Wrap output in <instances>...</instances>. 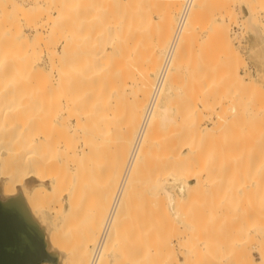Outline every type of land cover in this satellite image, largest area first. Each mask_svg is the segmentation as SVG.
Returning a JSON list of instances; mask_svg holds the SVG:
<instances>
[{
    "label": "bare ground",
    "instance_id": "1",
    "mask_svg": "<svg viewBox=\"0 0 264 264\" xmlns=\"http://www.w3.org/2000/svg\"><path fill=\"white\" fill-rule=\"evenodd\" d=\"M0 1H1L0 7H4L6 9L3 3L4 0L3 1L0 0ZM6 1L8 4H10L11 10L14 9V11L17 14L19 11V14L20 12H23V13L26 12V13H29L30 15V12H32V8L35 10L37 8L39 9L42 6L41 5L42 0H33L32 4L28 5L29 8L26 7L27 5L24 6L22 2H19L21 0L19 1L18 0H6ZM62 1L64 3H62ZM62 1L61 3H59L56 0V3H59V5L57 6L53 5V9H51V11H49L50 8L49 10L47 9L48 11L47 10L45 11L46 13H43L42 11V14H46L45 16L46 20H44L45 22L43 23H46L49 25V30H48L49 38L54 33L55 31L54 29L57 28L56 32L58 31V29L60 30L57 32L59 33L58 34L59 37L58 35H56L57 34L56 32H55L56 34L54 33L56 35L54 37H58L57 38L59 39L58 41L62 42L61 48L59 50L54 49L55 47L50 50L49 49L46 50V55L48 56L49 54L48 56L49 58L47 61L48 66L46 65L47 66L46 70L43 68L39 70L37 68V70H35L36 72L34 71L31 73V71H33L31 70L32 69L30 65L31 63L30 64L29 62L23 63V65H21L23 66V68H24V65L27 64L25 66L26 67L25 71L27 70V68H29L27 67L28 64L31 67V69L29 68L30 69L29 72L24 73L26 76V79H25L24 74L20 73L19 68H18V65H20L23 62V61H20L21 63H19V60H18L19 57L22 56V54H20V56H17V54H14V55L10 54L14 52L13 50L9 53H6L8 52L6 51L7 49H4L3 53H1L2 50H0V264H88L91 254L93 252V249L98 243L100 231L104 223V220L107 217V214L110 211V208L112 206V201H113L116 189L118 187L121 174L125 166L126 159H127L132 141L138 130L139 123L141 121V117L144 111V107H145L146 101L151 91V87L153 83L152 76L155 77L158 71L162 54L172 34V31H173L172 29L174 28V23H175L172 15L174 14V12H176L177 6L180 0H172V1L167 0L166 2L169 1L167 5L164 2H162L164 5H166V8H165L166 10L164 11L163 9L162 10L163 12L161 11L162 12L161 17L163 16L162 18H159V16H157L159 19H157L158 21H156V23L158 24L154 22L155 23L154 25H156V27L154 26L155 33L151 32V30L153 31V29L151 28L153 27V23H151L152 20L150 19L152 18L151 13L153 12L151 9L155 7L154 4H150L151 3L150 1H152L153 3V1L155 0H72L73 3L71 0L70 1L62 0ZM207 1L208 0H195L194 1L193 7L189 14V18L186 22L185 28L180 37L171 68L166 77L162 93L146 125L137 154L133 160V163L129 170V174L125 179V184L121 189V193L119 194L118 201L114 207V210L111 216L110 227L108 229L106 237L104 238L101 244L96 264H110L109 263L110 257L113 258V256H115L117 251L120 252V254L123 252L126 253L125 252L126 243H124L123 240L126 241L128 239L127 235L128 236L130 235L129 238H132L131 233L133 232V230H135L137 226V221L143 220L142 216L144 217L145 215L146 219L147 217H151L144 213V210H145L144 206L146 205L147 207L148 205H150L149 204L150 201L152 203L153 201L156 203V205L154 206L151 204L152 206L150 205L149 207L153 209L151 208L150 209L154 210L155 214H158V216H160L161 219H162V216L166 218L168 217L167 206H169L170 208V206H173V204L175 203L174 205L177 207L175 201H177L178 203V201L181 198H179L178 200V197L176 196L177 199L174 200L176 197L173 198V195H171L170 191L166 187L167 185H170L171 189H176L178 192L177 195L180 197H183L185 192L189 194V190H191L190 188H193L192 181H195L196 183L200 182V176H199L200 174L198 175V173L200 172L197 171L196 173L193 171L192 172L193 174L192 173L190 174V171H189L190 169L189 170L187 169L185 171V169L183 170L180 167V165L184 167V164L186 163L187 159L183 158L184 160H182L181 159L182 157L179 156L178 152H177L178 155H176V157L172 159L176 160L175 158L180 157L179 159L182 160V162L181 161L179 162L181 164L177 160H176L177 162L170 161L169 157H167V155L164 153L169 148L172 149L171 144L168 145V142H167L169 140L171 141V137H168L170 135H167L168 139L169 138L170 139L167 141L165 140V142L167 143L166 148H168L166 149L165 144L164 146H161L159 144L161 143V141L159 140L158 136L159 137H163V136L162 135L160 136V134L158 133H160L159 130L163 129L164 127L166 126L169 127L168 125H170L171 123L176 125V129H175L176 133L175 134L173 133L175 132L173 129L175 128V125L174 126L171 125L172 127H170L169 130L166 128V130L170 131L172 128L173 129L172 133L174 134V136H176L177 134H181L183 136V134H185L186 132L187 123L185 122V117L188 115H189L188 117H190V114H192V112H189V113L186 112L188 115L187 114L185 115V112L184 111L182 112L181 109H177L181 112L179 111L176 112L175 110L176 105L173 103L174 101H171L172 92H174L173 83H175L174 80L176 81V79H178L176 76L177 72L183 66L187 48L191 40L195 37V34L197 33L196 28L199 25L204 24V22H206L207 19L208 20L210 19L208 15L211 14V12H209L208 14L207 10L208 11L211 10L212 4H210L211 6H209L210 1H208L209 2L208 6L210 8L206 7ZM232 1L233 0H231V2ZM56 3L54 2L52 4H56ZM65 3L66 5H63ZM155 3H158V0H156ZM60 4L63 6H61ZM5 5L7 4L5 3ZM227 5L225 3V6ZM261 5L262 6H260V10L262 9V7H264V3H262ZM163 7L165 6L162 5V8ZM248 7L250 8V6ZM205 8H208V9L205 10ZM220 8L218 5L216 9L219 11ZM29 9L31 10L29 11ZM157 9L158 8H156V10ZM40 10L42 9L40 8L38 12ZM224 10H227V9H224ZM4 11H1L2 14ZM35 11L31 13L33 14V16L34 15L37 16V13H35ZM158 11L160 12V9ZM205 11L208 15L205 13ZM214 12L215 11H213L212 13ZM16 13H14L13 15H15ZM42 14L41 16L43 17ZM13 15H12L13 18H11L10 20L11 25H14L11 22L15 19ZM255 15H254V18H255ZM31 16H29V18H32ZM210 16H212V14ZM25 17L28 18V16H25ZM1 18L2 17H0V23H1ZM43 18L41 19V21H43ZM204 18L206 21L204 20ZM220 18H223V17H220ZM37 19L39 20V18ZM38 20L36 22L34 21L35 23L32 22L33 25L35 24L34 31H35V28L36 29L38 28L37 30H39L40 28L41 29L43 28L44 24H42V22L39 23ZM36 23H39V24L36 25ZM214 23H215L214 25H210V26H213L211 27L213 30V31L211 30V35L213 34V38H216L221 41L230 42L228 39L227 29H225L224 27L221 28L219 27V25L218 27H216L217 26L216 24H219V23H216V21H214ZM11 25L10 27L12 28L13 26ZM261 26H264V25H261ZM10 30L11 29H9V31ZM209 30L207 32H209ZM148 31H150L151 33H148ZM39 33H40V37L37 36L35 38L36 35H34V39L37 40V38L39 37V39L41 38L42 40L41 30ZM152 33L154 34V36L151 35ZM4 34L5 32L1 33L0 31V38H2L0 39V43H3L2 45H4L3 40H5V42H6V38L9 40V37L5 36ZM149 34L151 35V37L148 36ZM15 35L17 36L18 34H15ZM10 37H12V35H10ZM153 37L154 39H150ZM53 38L51 37L50 39L53 40ZM11 39L12 38H10L9 40L10 43H11ZM147 40H150V41L152 40V41L151 43H149L150 41H147ZM14 41L16 42L15 39ZM21 41L19 42L21 43ZM34 42L32 43L34 44ZM50 42L51 41H49V43ZM142 44L144 45V48ZM50 46H52L51 43L49 47ZM47 51H48V54H47ZM136 52L139 53V55L137 53L138 56L136 54L133 55ZM15 55L17 58L15 57ZM142 58L144 61H142L141 62L142 64H141L140 61ZM137 60L138 61L140 60L139 65L141 66H138L136 64ZM134 65L138 67V68L136 67L137 68L136 71L133 69ZM30 73L32 74L34 78H32ZM26 74H29L30 76ZM28 76L30 77V79ZM129 83L130 84L132 83V85L134 84V87L136 86V88H134L135 94L133 92L134 89L132 88V86H129V89L130 87L133 89V90L130 89L132 90L133 93H129V94H134V97L131 95V97H133L134 100L133 98H130V97L129 98L131 100L128 99L129 94L126 92V88ZM24 85L26 86L22 87ZM124 90H125V94H123ZM126 93L128 94V96H125L127 95ZM116 94H118L119 96L124 95L123 97H126L124 100H127V99L129 100V101L127 100L125 103L123 100L124 104L132 102V100L133 102L131 104H126L127 105L126 107V105L120 103L121 102V98H120L118 99L120 105H117L118 104L117 97L115 96L116 99L113 98L114 95ZM201 95H204V93L203 94L201 93ZM174 98H175V95L172 99ZM113 102L114 104H112ZM112 105H115L116 108L117 106L121 107V105H123L122 108L126 107V110L122 113L121 111H118L120 110V108L118 107L117 108L118 110L114 109L115 111H113ZM218 105L219 104H217L216 106ZM115 106L113 107L115 108ZM142 107H143V111H142ZM176 107H179V106H176ZM201 109H204V108H201ZM117 113H120L119 116L117 115ZM195 113H197L196 118L202 117V114L200 111L199 112L196 111ZM198 113H200L201 115ZM197 115H199V117H197ZM250 115L254 117L253 119L250 118V120L252 119L250 122L252 124L256 122V125L253 124V126L254 125L256 126V132L259 131L260 133H264V124H262L264 123V118L260 119L259 117V115L261 114L259 115L250 114ZM203 116L205 117V115ZM188 119L193 120L194 118L193 119L188 118ZM195 125L198 127V123H196ZM196 126L195 128H197ZM257 128H259L258 131H257ZM207 130L209 131V129ZM259 132L258 134L262 136ZM161 133H165V130L163 129ZM167 133L169 132H166V134ZM172 133H171V136H172ZM109 139H111L112 141L110 140V142L106 145V147H104L105 144L103 143L104 142L107 143ZM180 139L178 138L179 141ZM199 139L200 140L198 143H201L202 140L201 138ZM162 140L164 142L163 138ZM186 140L187 138L185 137V142L187 143L188 141L191 140V137L190 139H188V141ZM157 141H160V142L157 143ZM174 141H176V139ZM174 141L172 140L171 142L174 144ZM179 141H177V143ZM111 142L113 143L115 142L114 146L112 145L113 143L111 144L113 149L109 146ZM156 144H158V147H156ZM159 145H160V150H163L165 148V152H162V155L160 157L161 159H158L160 162H158V160L155 159L156 158L155 156H157L158 154L160 155L161 153L154 155V153H157L156 151H158ZM196 145L198 148H200V144L199 145L196 144ZM109 147L112 150H109L110 149ZM173 147L175 148L172 150H176V149L178 150V147L176 148V146L174 145ZM197 147L195 146L193 150L196 151ZM103 149L105 151H103ZM171 149H169L170 151L168 150L170 154L172 153ZM203 149L205 148L202 147V150ZM106 150H109V152L107 153ZM168 151L166 153H168ZM101 152L103 155L100 154ZM105 153L111 156L112 159L111 158L105 159L103 157V156H106ZM163 154L166 155V157H162ZM173 154L175 153L173 152ZM193 154H197V152ZM185 156H188L189 158L188 154ZM98 158L99 159L101 158V160H103V164H106L107 166L106 169L108 171L110 170L111 174L108 171L107 173H109V176L113 175L112 176L113 179L112 178L110 179V177H106L108 175L107 173H105L106 176H104V181H102L103 179H101V177H100L101 181L97 177L95 178V176L93 178V175H94L93 171L101 169V165H100ZM103 158L106 161H104ZM153 159H155V161ZM152 160L153 162H156L157 160L156 163L157 164L159 163L161 165V166L156 165L155 163V165L157 166L156 168V166L152 164V166L154 165V168H155L154 170L155 173L153 176L155 177L156 170L158 171L160 170V171L159 172L157 171L159 173L156 176L157 178L153 179L155 181H153V185H151L154 188V189H151L152 192L150 191V188L152 187L146 188L152 193L151 196L149 197V194H148L144 198L143 195H146V193L145 191H144V194L141 193L142 190L144 189V187L141 184L146 181L145 182L146 185L144 184L143 185L150 186L148 184H151L150 182L152 178L150 177H152V174H150L151 171L149 170L150 173L147 174V176L149 177L150 175L149 177L151 179L150 180L147 178V176H144L143 173L147 172L148 171L147 169L151 167L147 165L148 164L151 165ZM184 161L185 163H183ZM105 162L107 163L110 162V163H108L107 165V163ZM170 163H173L174 165ZM158 166H159V169H158ZM170 166L172 170L173 168L175 170L176 167L178 166L176 170V172L177 171L178 172L176 173L175 171H172L170 169ZM185 168H188V167H185ZM202 168L203 167H201V169ZM145 169L147 171H145ZM179 170H181L180 173H179ZM187 171H189V173H187ZM144 177H146V179ZM141 178H142V182L140 184L139 182ZM143 179L145 181H143ZM93 180L95 181L97 180L101 182V183L98 182L100 183V186H101L100 191H98L99 184L95 181L93 182ZM148 180L150 181L148 182ZM94 183H97L98 185L97 184L95 185ZM92 185L98 186L97 187L98 189L96 188V190H94L95 188ZM85 186H91L90 190L92 189L95 193V197L96 196L97 197H96L94 205L89 210L87 215L83 213L85 214V216L83 215L85 218H83L82 219L83 221H82L81 218L79 219L77 218L80 217L79 214L82 215L81 212H87V211L86 209H84V211L83 209H80L81 207H79L80 205L78 206V204L81 203V198L83 196V195L81 196V193L83 192V190L84 191L87 190V189H83ZM140 186L141 188L143 187V189H141ZM136 192L141 193V194L137 193L138 196L141 195L139 196V200L137 199L136 195H134ZM65 197H66V200H64ZM140 197L142 198V201H140L141 200ZM146 197H149L150 200L149 199L143 200V199H146ZM188 198H189V195H188ZM188 198L185 199V201L180 200V202L182 201L186 203V200H189ZM133 200H138L139 202L138 201L135 202ZM64 201L67 205V209H65L64 207ZM144 201L145 202L147 201L148 205ZM131 202L134 203L133 206ZM130 203H131L132 208L136 210V212L135 211L133 212L130 206ZM165 203L167 204L166 207H165ZM136 205H139V207H137ZM135 206L136 208H134ZM200 206H199V210H200ZM217 206L218 208H220L221 205L218 204ZM138 208L139 209L143 208V210L140 209L142 210V212L138 210L141 213L139 212L137 215ZM150 209L148 208L149 211L146 209L147 213L150 212ZM201 209H203V207ZM129 210L132 212H128ZM214 210L215 212L213 211V207H212L211 211L213 212V214L214 213L216 214V215L214 214L215 215L214 216L212 213H210L213 216L212 219L216 218V216L220 214V211L222 209L220 211L218 210L219 214L216 213L217 209H214ZM154 211L151 212L152 214L151 213L149 214L155 217L154 220L155 219L157 220L158 216L154 215ZM176 212H178V210ZM188 212L190 211H187L186 215L188 214ZM222 213L223 212H221L220 215H223ZM139 215L141 216L142 220L137 219L136 221V218ZM153 217H151L152 220H153ZM128 218L131 220L129 221ZM208 218H209V215H208ZM127 219L129 223L126 222ZM148 219L147 220L144 219V221L149 222L150 224L152 221H149ZM168 219L169 218H167L166 220ZM217 219L216 220L210 219V221L216 222ZM132 220L135 221L136 223L134 224ZM191 222L193 223L195 221H191ZM215 222L213 223L211 222V224H214ZM219 222H221L220 219H219ZM130 223H133V224L130 225ZM140 223L141 222H139L138 224L139 228L141 227V225H143V223H141V225ZM170 223L172 224L173 222H170ZM151 224L152 225L149 226L151 228L146 227L147 229H145L143 225L139 229V231L142 232V235L143 236L145 235L144 237H141V238L144 239L146 236H148V234L152 232L151 230L159 229V228H152V226L156 227L157 225L153 224V222ZM208 224L211 225L210 222ZM209 225L207 226L210 227ZM124 226H126L127 229L128 227L129 229L131 228V230H128L130 231L129 234L128 232H126L127 229ZM164 226L165 225H163V227ZM187 227L189 228V226ZM142 228H144L145 230H142ZM210 228H212V226ZM190 229L191 231L194 230L195 232L199 233L198 231L194 229V227L192 228L190 227L189 230ZM208 229H205V230L209 234ZM147 230L151 232L148 233ZM189 230H186V232L188 231L190 234L191 231ZM199 231L201 233L202 230H199ZM136 232H133V233H136ZM157 232L155 231L154 233L157 234ZM203 232L205 233L204 230ZM215 232H217V229ZM138 233L133 234V237L134 235H136L137 240H140V241L132 240L131 244L129 243L130 247L133 246V243L136 244L135 241L140 242V245L143 242V239L141 238L138 239V237H140L139 236L140 233L139 234ZM154 233L152 232L151 234L154 235ZM204 235L206 234H203V236ZM124 236L127 239H125ZM155 236L156 235H154V237ZM194 236L195 235L193 234V237ZM203 236L201 235V237H198L200 238V241H195L194 239H197L196 237L192 238L193 239L192 241H194L193 244L197 242L195 245H193L194 247L193 251L198 250L199 247L202 246V245L199 246L197 244L198 242L201 243V238H203ZM211 236H215V235H211ZM148 238L146 237L144 240L147 241ZM150 240H151V236L149 238V242L144 241V243L146 242L145 245L148 248L145 247L144 249L143 247L144 243L142 244L143 249L142 248L141 249L143 253L147 251L146 249H149V246H150V249L152 247L153 248L156 247V249L154 248V250L155 251L157 250V246H156L157 242L156 244H154V246H152L153 239L151 240L152 241L151 243H150ZM215 241L217 240H214L213 243H215ZM260 241H262L261 244L264 243V240L260 239ZM217 243L216 244L210 243V244H212L215 247L217 246ZM129 245H127V247ZM196 245L197 247L199 246L198 249ZM205 245L208 246L209 244L204 243V246ZM189 246H191L190 243H189ZM207 246H205V251L208 249H211V252H208L209 250L207 251V253L211 254L213 250L212 248H210L211 247L210 245L209 247ZM123 247H125L124 248L125 250L122 252ZM130 247L128 251H130L131 249ZM133 247L131 249V254L135 253L132 255H135L134 257H136V253L139 250L136 251V249L134 248L135 249L134 250ZM139 247L140 246L138 245V249ZM159 247H162V246H159ZM167 247H168L167 250H170V247L169 246ZM217 248L218 246L215 247L214 250L216 249L218 253L220 251L222 253L223 252L225 253V250H222V249L226 247L223 246L222 248H218V249ZM227 249H226V252H228ZM132 250H134V252H132ZM143 250H146V251L144 252ZM157 251L156 253L154 251L153 253L151 252L153 255H151V253L147 251L146 254H144V256H143V253H141L142 255L140 256H139L140 253H137L138 254L137 256H139L138 259L142 260L144 263L146 261L144 258H147L149 253L153 257L155 256V254L158 253ZM203 254H204V251H203ZM213 254H212L214 256L213 258H215V253ZM223 254L220 253V256ZM150 255L148 256L149 258H150ZM125 256L126 255L122 257H125ZM141 256L143 258H140ZM131 257L132 256H130V258ZM208 257H207V260L210 259L211 261L213 259V258L211 259ZM169 258H171V261H173L172 257H169ZM220 258L218 259L216 258L218 262V263L216 262L217 264H219ZM135 259H137V257ZM228 259H230V262H231V256L229 257L228 255ZM261 260H262L261 262H264V253H262ZM118 261H120L121 263L122 260H118ZM148 261L150 260H147V264L149 263ZM208 261L206 262V264L209 263ZM214 261L216 260L212 261L213 264H216ZM155 262L156 261H154V263ZM137 263H139V261ZM117 264H119V262H117ZM139 264H142V262L140 261Z\"/></svg>",
    "mask_w": 264,
    "mask_h": 264
},
{
    "label": "rangeland",
    "instance_id": "2",
    "mask_svg": "<svg viewBox=\"0 0 264 264\" xmlns=\"http://www.w3.org/2000/svg\"><path fill=\"white\" fill-rule=\"evenodd\" d=\"M5 1L6 0H4L3 3H4V6L6 7V9L4 7H0V17H2L1 23H0V31H1V33L5 32L4 35L8 36L9 40H10V38H12V39H11V43L7 38H6V42H5V40H3L4 45L6 47L4 45H2L3 43H0V46H1L0 50H2L1 53H3L4 49H7L6 51H8V52H6V53H9L13 50L14 52L10 53V54H13V55L17 54V56H20V54H22V56H20L18 59L19 63H21L20 61H23L20 65H18L20 73L24 74L25 72L26 73L29 72L31 67H32L31 70H33V71H31V73L34 72L35 70H37V68L39 70H41L42 68L46 70L47 66H48L47 61L49 58L48 57L49 56L48 51L54 47H55L54 49L59 50L61 48L62 42H59L58 41L59 39H57L59 37V35H58L59 33H57V32L60 31L58 29V31L56 32L57 28H55L54 29L55 31L54 30L53 31H54V33L55 32L57 33V34L56 33L55 34L58 35V37H54L56 35L52 32L54 35L52 34L51 37L52 38L54 37V38H53V40L50 39L51 37L49 38V33H48L49 25L46 23H43V22H45L44 20H46V17H45L46 14H42V11H43V13H46L45 11L47 9L49 10V8H50L49 11H51V9H53V5H55V6L59 5V3H61L62 0L61 1L57 0V2H59V3H56V0H42V2H41L42 4L40 3L42 5L40 7L42 9V10H40L41 12L40 11L38 12V10L40 8L39 9L37 8L38 10L35 9L36 11L32 8V12H30V15H29V13H26V12L25 13L20 12V14H19V11L17 14L14 11V9L11 10L10 4H8L7 1L6 2ZM32 1L33 0H28V1L27 0H25V1L21 0L19 2H22V4L24 6L27 5L26 7H28V5L32 4ZM166 1L167 0H158V3H155L156 0L153 1V3H152V1H150L151 2L150 4H154V6H155L154 7L155 9L153 8L154 10L151 9L155 14L152 11H151L152 13L149 12V13H151V16H152V18H150V19L152 20L151 23H153V27H151L153 29V31L151 30V32H153V33H155L154 29H155L156 25H154V24L156 23V21H158L157 19L163 17V16L161 17V13L163 12L162 10L164 9V11H165L166 5L169 3V1H172V0H169L168 2H166ZM208 1H210V3ZM208 1H207L206 7H209V6H211L210 4H212L211 10H213L215 12L212 13L213 11H211V10L208 11L207 10L208 8H205V10H207L208 14H209V12H211L212 16L213 15L214 16L213 17L210 16L211 14L208 15L205 11V13L208 15V17L210 19L209 20L207 19V21H206L204 18V20L207 22V24H206V22L203 21L204 24H201L196 28L197 33L195 32L196 33L195 37L191 40V42L187 48V52L185 55L183 66L177 72L176 76L178 79H176V77H175L176 81L174 80V82L176 84L173 83V88H174L173 91L174 92H172L171 101H174L173 103L176 106L180 107L179 108V107L175 106L176 112L179 111L177 109H181L182 112L184 111L185 115L189 112H192V114H190V117H188L189 116L188 114H187L188 116L185 117V122L187 123L186 124V128H187L186 132H185V134H183V136L181 134H177L178 137H177V135L174 136V134L176 133V130H175L176 125L173 123L168 125L169 127L166 126L163 128L165 130V133H161V131H163V129L159 130L160 133H158V134H160V136L162 135L163 137L158 136L161 143H159L160 141H157V143H159L161 146H164V144H165V148H166L167 143L165 142V140L167 141L170 139V138L168 139V137H171V141L172 140L174 141L175 139H176V141H174V144H173L169 140V141H167L168 145L171 144L172 149L175 148V147H173V145H174V146H176V148L178 147V150L177 149L172 150L171 148H169V149H171V152H172L170 154L169 153L170 150L168 148H166L169 150V151L167 150L168 153H166L167 151L165 152V148L163 149V147H162V149L164 151L160 150V145H159V149H158V151H156L157 153H154V155L161 153L160 155L159 154L157 155L158 157L155 156L156 157L155 159H157V160L161 159L160 157L162 155V152H165L164 154H166L167 157H169L171 162L176 161V160L178 162L179 161L182 162V160H184V159L189 160V161L186 160V163H185V161L183 162V163H185L184 167H182V165H180V167L183 170L185 169V171L187 169L188 170L190 169L189 170L190 174L193 171L196 173H197V171L200 172V173H198V175L200 174L199 175L200 176V182L196 183L195 181H192L194 189L190 188L191 190H189V194L187 192H185L183 197L178 196L177 190L171 189L170 185L166 186L168 188V190L170 191L171 195H173V198L177 196L178 200H179V198H181L180 200L185 201V199H187L188 195H189V198H188L189 200H186V203L182 202V201H181L182 202L181 203L180 200L178 201V203H177V201H175L177 207L174 205L175 204L174 203L173 206H170V208H169V206H167V204L165 203V207L167 206V212H168L167 218H169L168 220H166L167 218L163 217V216H162V219H163L162 220L161 217L158 216V214H155L154 210H151L153 208H151L149 206L151 204L153 206L156 205V203L154 201H153V203L150 201L149 202L150 205H148L147 201L146 202L144 201L148 205L147 207L145 205L144 209L148 210V208L149 209L151 208L150 212L147 213V210H146V212L144 210V213L148 216L153 217L151 215L152 214L151 212L154 211V215L158 216L157 220L156 219L154 220L155 217H153V220L151 217H147V219L150 218L148 220L152 221L153 224L157 225V226L155 225L156 227L152 226V228H159L157 230L154 229L156 232L158 230H160V231H158L156 234V233H154L155 232L154 230L149 229L156 236L154 237V235L151 234L152 232L147 230L148 233L149 232H151V233H149V234L147 233L148 236H146V237L150 238V236H151V240L153 239L152 240L153 242L150 240V243L152 242V246H154V244H156V242L159 246H162V247H159L156 244L157 250H159V251H157V250L156 251L159 253V254L157 253L159 256L157 254H155V256L152 257L151 255H153L152 254L153 251L156 253V251L154 250V248L156 249V247L153 248L151 246L152 248L150 249V246H149V249H146V250L150 253L152 252L151 255L149 253L152 261L148 257L149 255L147 256V258H144L146 260L145 261L146 263L145 262L143 263L142 260L138 259L139 256L142 255L141 253H143L142 252V249H143L142 244L144 243V241H146V240H144L146 237L144 239L141 238V237H144L145 235L143 236L142 232H140L139 229L143 225H144L145 229H147L146 227L151 228L149 226L152 225L151 224L152 222L149 224V222L144 221V219L147 220L145 215H144V217L142 216L143 220L141 219V216L139 215V216H137V218L135 216L136 221H137V219H140L142 221H139V220L137 221V226L136 225L135 226L138 229L135 228V230L138 231L140 234L138 232H136L135 230H133V232H136V233H133V232L131 233L132 238H129L130 235L128 236L126 234L128 239L125 238V236H124V238L127 240L126 241L123 240V242L126 243L125 244L126 250L128 251V249L130 247L129 243L131 244L132 240H137L136 235H134V237H133V234L138 233L140 236V237L137 236L138 239L139 238L143 239V242L141 241L142 243L140 245V242H137L140 240H137V241H135L136 244L133 243V246H134V244H135V246L134 247L132 246V247H133V249L135 248L136 251L139 250L137 252V253H140L139 256H137L138 254L136 253L137 259H135L136 258V257H134L135 255H132L135 253L131 254L132 247H130L131 249L128 252L124 249L125 247H123V250H122V248H121V250H122V252L125 250L126 253L123 252V253H121L123 255H121L120 252L117 251L115 256H113V258L110 257V260H109L110 264H114V262H115V264H117V262H119V264H129V263L135 264V262H136V264H139L140 261L142 262V264H147V260H150V261H148L149 262L148 264H206V262L208 260H209L208 261L209 263H207V264H211V263L213 264V262H212L213 260H216V261H214L216 263L217 259L222 257V256L223 257L219 259V264H221V263L222 264H264V262H261L262 261L261 256H262V253H264V243L261 244L262 241H260V239L264 240V239H262V238H264V230H262V229H264V137H262V136H264V133H260L258 131L259 128H257V131L262 135V136H260L258 134V132H256V126H255L256 122L253 123V124H255L254 126L250 122L254 118L250 114H252V115L253 114L254 115L261 114V115H259L260 119L264 118V115H262V114H264V26H261V25H264V24H262V23H264V7H262V9L260 10V6H262L261 4L264 3V0H249V1L248 0H245V1L244 0H233L232 2H231V0H228V1L227 0L226 1H224V0H208ZM54 2L56 4H52ZM162 2H164L166 5H164ZM5 3L7 5H5ZM62 3H64V2L62 1ZM67 3H69V2H67ZM72 3H73V1H72ZM208 3H209V6H208ZM225 3H226V5L228 4L227 5L228 7L225 6ZM248 3H249V5H248ZM1 5H3V4H1ZM63 5H66V3ZM63 5H61V6H63ZM162 5L165 7L162 8ZM179 5L181 6V0L178 3L176 12H174V14L172 15L174 18V22L176 20L177 13L179 12L178 9H180ZM218 5H219V8L222 6L219 11L216 9L218 7ZM248 6H250V8ZM1 8H3V9H1ZM156 8H158V9L156 10ZM222 8L227 9V10H224ZM64 9H65V7H64ZM159 9H160V12L158 11ZM30 10L31 9H29V11ZM33 10L35 11V13H37V16L36 15L33 16V14H31L34 12ZM1 11H4L3 14ZM12 11H14V12H12ZM223 12H224V14H223ZM14 13H16L17 16H16V14L13 15ZM40 13L43 15L44 18L41 16ZM12 15L15 18L14 20L12 19L14 22L11 21L14 25H11V23H10L11 18H13ZM21 15H23V16H21ZM230 15H232V16H230ZM254 15H255L256 19L254 18ZM3 16H5V17H3ZM25 16H28V18H26ZM29 16H31L32 18H29ZM157 16H159V18ZM205 17H206V15H205ZM220 17H223V18H220ZM37 18H39V20ZM42 18H43V21H41ZM16 19H17V21H16ZM222 19H223V21H222ZM37 20L39 23L42 22V24H44L43 25L44 29L40 28L39 30H37L38 28L37 29L35 28V31H34L35 24L33 25V23H35ZM214 21H216V23H219V24H216L217 25L216 27H218V25H219V27H221V28L224 27L225 29H227L228 39L230 42L221 41V40H218L216 38H213V34L211 35V30H212L211 27H213V26H210V25H214L215 24ZM28 22H29V24H28ZM211 22H212V24H211ZM7 23H8V25H7ZM39 23H36V25ZM27 24H28V26H27ZM156 24H158V23H156ZM250 24H251V26H250ZM10 25L13 27L11 28ZM46 25H48V26H46ZM202 26L203 27L205 26V27L203 28ZM200 27H202V28H200ZM235 27L238 28V30H236ZM45 28L47 29V31ZM198 28H200V29H198ZM9 29H11V30L9 31ZM148 29H149V27H148ZM205 29H207V30H205ZM40 30L42 33V36H41L42 40H41V38L39 39ZM156 30H157V28H156ZM208 30H209V32H207ZM144 31H145V29H144ZM151 32L148 31V33H151ZM14 33L18 34V35L16 36ZM50 33H51V31H50ZM153 33L151 35L154 36ZM2 35H1V37H2ZM10 35H12V37H10ZM34 35H36L35 38L37 36H39L37 38V40L34 39ZM151 35L149 34L148 36L151 37ZM207 35L208 36L211 35V36L208 37ZM16 37H18V38H16ZM25 38H26V40H25ZM0 39H2V38H0ZM14 39L16 40L18 45L14 41ZM21 39H22V41L23 40H25V41L22 42ZM150 39H154V37L150 38ZM7 40L9 41V43ZM45 40H47V41H45ZM48 40L51 41L50 43L52 46L55 44L56 41H58V42H56V44L53 47L52 46L49 47L50 43ZM19 41H21V43ZM147 41H150V40H147ZM151 41L149 43H151ZM32 42H34V44ZM6 43H8V44H6ZM13 43H15V44H13ZM18 46H20V47H18ZM47 47H49V48H47ZM143 48H144V45H143ZM47 49H49L47 51L48 56L46 55ZM39 51H41V52H39ZM137 53L138 52L134 53L133 55H135V54L137 55ZM10 54H8V55H10ZM38 55H40V56H38ZM138 55H139V53H138ZM15 57H16V55H15ZM143 58L141 59V61L139 60L140 63L142 61H144ZM36 59H38V60H36ZM139 61L137 60L136 64L138 66H141V65H139ZM27 62H29V64L31 63L30 64L31 67L28 64L27 67H29L30 69L27 68V70L25 71V68H26L25 66L27 64L24 65V68L21 65H23V63H27ZM249 64L252 65V67L254 68L253 73L250 72V70H249ZM135 65L133 66V69L136 71V69L138 67ZM181 69H182V71H181ZM20 70H22V71H20ZM178 73H179V75H178ZM26 75H29V74H26ZM31 76H32V74H31ZM24 77L26 79L25 74H24ZM20 78H21V76H20ZM32 78H34V77L32 76ZM153 78L154 77L152 76V82H153ZM29 79H30V77H29ZM23 84H24V82H23ZM25 84H26V82H25ZM129 84L127 85L126 92L128 94L134 92V94H135L134 88H136V86L134 87V84L132 85V83L130 85ZM25 86L26 85H24L22 87H25ZM129 86H132V88L134 90L131 87H130V89H132L133 92H132V90L129 89ZM199 92H201L202 94L204 93V95H201V93H199ZM118 94H120V93H118ZM118 94L114 95L113 98H115V96L117 97V100L121 98L120 103H122V104H124L128 99L131 100L130 98L134 97V94H129V96L127 94L125 96H128V99L124 100L126 97H123L124 95L119 96ZM123 94H125V90H124ZM131 95L133 97H131ZM174 95H175V98L172 99L174 97ZM118 96H119V98H118ZM117 100H115V101H117ZM123 100H124V103H123ZM133 100H134V98H133ZM133 100H132V102H133ZM132 102H129L126 104H131ZM117 103H116L117 105H120L119 100L117 101ZM112 104H114V102ZM126 104H124V105H126ZM202 104H204L206 106H204ZM217 104H219V105L216 106ZM115 105H112L113 111H115L114 109H117L119 107L120 110H118V109L117 110L121 111L122 113L126 110V107H127V105H126V107L122 108L123 105H121V107L117 106V108H116ZM113 106H115V108ZM143 107H144V105H143ZM143 107H142V111H143ZM201 108H204V109H201ZM121 109L122 110L124 109V110L122 111ZM197 109L201 112L203 118L206 117L205 119H203L202 117L200 118L199 115H197V117H199V118H196L197 113H195V112L196 111L199 112ZM181 111H179V112H181ZM119 114L120 113H117L118 116H119ZM198 114H200V113H198ZM191 115H192V117H191ZM203 115H205V117ZM188 118H192V119L194 118L197 121L194 119L189 120ZM250 118H252V119L250 120ZM186 120L187 121L189 120V121L187 122ZM194 121L196 123H198V127L195 125L196 123ZM262 124H264V123H262ZM171 125L172 126L175 125V128H173L175 132H173L172 128H171L172 131L166 130V128L169 130L170 127H172ZM195 126L197 128H195ZM251 127H253V128H251ZM207 129H209V131ZM166 132H169V133L166 134ZM212 132H214V133H212ZM171 133H172L173 137L171 136ZM167 135H170V136L167 137ZM181 136L184 140L181 138ZM185 137L187 138L186 141H188V139H190V137H191V140H190L191 142L188 141L187 142L188 144H187L185 142ZM158 138H157V140H158ZM162 138L164 139L165 143L163 142ZM178 138L179 139L181 138L180 141L178 140ZM199 138H201V140H202L201 143H198L200 140ZM110 140L111 139H109L107 143H105V142L103 143V144H105L104 147H106V145L110 142ZM177 141H179V142L177 143ZM112 143L113 142H111L109 145L111 148H112V145L114 146L115 142L113 144ZM184 143H185V145H184ZM196 144H198V145L200 144V148H198ZM195 146L197 147L196 151L193 150ZM104 147H102V148H104ZM156 147H158V144H156ZM202 147L205 149L202 150ZM111 148L109 150L113 149V148L112 149ZM214 148H215V150H214ZM104 149H106V148H104ZM104 149H103V151H105ZM109 150H106L107 153L109 152ZM204 150H205V152H204ZM214 151H216L217 153ZM173 152L175 154H173ZM177 152L179 153V156L182 157L181 158L182 160L179 159L180 157L175 158L176 160L172 159V158L176 157V155H178ZM196 152H197V154H193ZM107 153H105L106 156H103V157L105 159L106 158L112 159V157L109 156ZM100 154H102V152ZM164 154L162 157H166V155H164ZM187 154L189 155V158H188V156H185ZM110 155H112V154H110ZM192 155H193V157H192ZM213 155H214V157H213ZM205 157H206V159H205ZM200 158H201V160H200ZM105 159H104V161H106ZM155 159H153V160L155 161ZM153 160L151 161L152 163L150 162L151 165H149V164L147 165V166H151L150 167L151 169L150 168L147 169L148 171L150 170L151 173H150V171L148 172L146 169H145V171H147V172L143 173L144 176H147V174H149V173L152 174V177H150V175H149V177L152 178V180L147 176V178L151 180V182H150L151 184L147 183L150 186H144V185H146L145 184L146 181L144 179H143V181H145V182H143L141 184L142 178L139 182L144 187V189H143V187L141 188V186H140V188L143 189L141 193L144 194V191L146 193V195H143L144 198L148 194H149V197L151 196V194H152L151 189H154L153 186H151V185H153V181H155L153 179L157 178L156 176L159 174L158 172L160 171V170L159 171L156 170L155 177L153 176L155 173L154 165L157 162V160H156V162H153ZM99 162L101 165V169L93 171V174H94L93 178H94V176H95V178L97 177L98 179H100V177H101V179H103L102 181H104V176H106L105 173H107V171H108L106 169L107 166H106V164H103V160H101V158L99 159ZM158 162H160V161L158 160ZM105 163H107V162H105ZM108 163H110V162H108ZM108 163H107V165H108ZM173 163H175V162H173ZM173 163H170V164H173ZM152 164H154V165L152 166ZM156 165H160V164L156 163ZM177 167L175 170H174V168L172 170L171 166H170V169L172 171L176 172ZM185 167H188V168H185ZM201 167H203V168L201 169ZM156 168H157V166H156ZM152 169L154 172L152 171ZM158 169H159V166H158ZM181 170H179V173ZM189 171H187V173H189ZM108 172L110 173V170ZM109 173H107L108 175L106 177H110V179L111 178L113 179V177H112L113 175L109 176ZM143 175H142V177H143ZM106 177H105V179H106ZM115 177H116V175H115ZM144 178L146 179V177H144ZM101 179H100V181H101ZM150 180H148V182ZM94 181L95 180H93V182ZM100 181L96 180L95 182L98 183ZM97 183H94V184L96 185ZM100 183H98L99 189L97 188L98 186L92 185L95 188L94 190H96V188H97L98 191H100V187H101ZM103 184H104V182H103ZM196 186H197V188H196ZM86 187H88L89 189ZM90 187L91 186H85L83 188V189H87L88 191L83 190V192H82L83 194L81 193V196L83 195L81 198V203L78 204V206L80 205L79 207H81L80 209H83V211H84V209H86L87 212H81L82 215L79 214L80 217H78V215H77V217H78L77 219L81 218V220H82L83 218H85L84 217L85 214L87 215V213L89 212V210L92 208V206L95 203L97 196L95 197V193L92 189L90 190ZM147 187L148 188L152 187V188H150L151 192L148 189H146ZM86 192H87V194H86ZM153 192H154V190H153ZM88 193H90V194H88ZM137 193H139V194H141V193L136 192L134 194V195H136L137 199L139 200V196H141V195L138 196ZM96 195H97V193H96ZM149 197H146V199H143V200H147V199L150 200ZM177 197L174 200H176ZM64 200H66V197ZM138 200H133V201L136 202ZM140 201H142V198ZM131 203L133 206L134 203L133 202H131ZM131 203H130V206H131ZM218 204L221 205L220 208H218V206H217ZM178 205H180V206H178ZM200 205L203 207V209H201L202 207ZM82 206H83V208H82ZM132 206H131V208H132ZM136 206L139 207V205H136ZM136 206L134 208H136ZM199 206H200V210H199ZM64 207H65V209H67V205H66L65 201H64ZM212 207H213L214 212H215L214 209H217L216 210L217 214H219L218 212L222 209L220 211V214H221V212H223L222 213L223 215L219 214L218 216H216V218L212 219L213 216L210 214V213L213 214V212L211 211ZM156 208H157V206H156ZM156 208H154V209H156ZM140 209L143 210V208H140ZM140 209L138 208L137 211ZM132 210H133V212L134 211L136 212V210H134L133 208H132ZM142 210H140V211L142 212ZM174 210H175V212H174ZM177 210L180 213L176 212ZM140 211L137 212V215ZM187 211H190V212H188V214L186 215ZM128 212H132V211L129 210ZM169 212L171 213V215ZM198 212H199V214H198ZM83 213H85V214H83ZM149 213H151V214H149ZM131 214H133V213H131ZM189 215L192 217H190ZM208 215H209V218L211 220H214V219L216 220L218 217L217 221L216 222L210 221V219L208 218ZM132 216H134V215H132ZM169 216H171V217H169ZM193 217H194V219H193ZM158 218H160V219H158ZM128 219L126 222H128ZM207 219H208V221H207ZM219 219L221 222H219ZM130 220L131 219H129V221ZM133 220H132V222L135 224L136 222ZM187 220L190 222L195 221L196 223L195 222L190 223ZM205 220L207 223L205 222ZM139 222L143 223V225H141V223H140V225H141L140 228L138 227ZM145 222L147 223V225L148 224L149 225L147 226ZM170 222H173V223L171 224ZM209 222H210V224H211V222L212 223L215 222L214 223L215 225L214 224L209 225L208 224ZM133 223H130V225ZM217 223H218V225H217ZM163 225H165V226L163 227ZM197 225H198V227H197ZM207 225H209L210 227L212 226L213 229L208 227ZM187 226H189V228L194 227V229L196 231H198L199 233L195 232L194 230L191 231V229L189 230V228ZM199 226H201V227H199ZM206 226H207V228H206ZM124 227L126 228V226H124ZM170 227H171V229H170ZM261 227H262V229H261ZM144 228H142V230H145ZM185 228H186V230L191 231L190 234L192 236L189 234L188 231L186 232ZM199 228H201V229H199ZM126 229H124V230H126ZM205 229L209 230V234L206 232ZM216 229H217V232H215ZM128 230H131V228L129 229V227H128V229L126 230V232H128V234H129L130 231H128ZM199 230H202L201 233ZM203 230L205 231V233L203 232ZM170 231H172V232H170ZM192 232L195 235L194 237H193ZM173 233H174V235H173ZM202 233L206 234V235L208 234L207 237H206V235L203 236ZM199 234H201L203 236V238H201L202 244L200 242H198L197 245H199V246L202 245V246L201 247L198 246L199 247V249H198V247L196 245L198 250H194L195 251L194 252L193 251V249H194L193 245H195L197 242L195 244H193L194 241H192L193 240L192 238L196 237L197 239H194V240L200 241V238H198V237H201V235H199ZM152 235L155 239L152 237ZM172 235H173V237H172ZM211 235H215L216 237L211 236ZM190 236H191V238H190ZM149 238L147 239L148 242H149ZM206 238H208V239H206ZM202 239H204V240H202ZM214 240H217V241H215V243H213ZM191 241H192V243H191ZM204 241H206V242H204ZM137 243H139V244H137ZM145 243L143 246L144 249H145V247L148 248L145 245ZM150 243H148V244H150ZM189 243L191 246H189ZM204 243L209 244L211 246L210 248H212V250H213V252L211 254L207 253L208 250H209L208 252H211V249H208L205 251V246H207V245L204 246ZM210 243H212V244L217 243L218 248H222L223 246L226 247V248L222 249V250H225V253L223 252L224 253L223 254L220 251L221 249L219 250L220 252L218 253L216 249L214 250V248L217 246L214 247ZM220 243H222V244H220ZM127 245H129V246L127 247ZM138 245L140 246L139 249H138ZM209 245L207 247H209ZM167 246L170 247V250H167V248H168ZM163 247H164V249H163ZM207 247H206V249H207ZM226 249L228 252H226ZM134 250H132V252H134ZM146 250H143V251L145 252ZM164 250H165V252H164ZM119 251H120V249H119ZM167 251H169V252H167ZM203 251H204V254L206 256L203 254ZM146 252L143 253V256H144V254H146ZM213 253H215V258H213L214 257ZM220 253L223 255L220 256ZM226 254H227V256H226ZM124 255H126V256L122 257ZM228 255H229V257L231 256V262H230V259H228ZM130 256H132L134 258H132V257L130 258ZM118 257H120V258L122 257V258L120 259ZM154 257L156 258V260ZM169 257H172L173 261H171V258H169ZM207 257L211 258V259L213 258V259L210 261V259L207 260ZM224 257H226V258H224ZM140 258H143V257L141 256ZM114 259H115V261H114ZM118 260H122L121 263ZM153 260L156 262L154 263ZM128 261H130V262H128ZM138 261H139V263H137ZM226 262H228V263H226Z\"/></svg>",
    "mask_w": 264,
    "mask_h": 264
},
{
    "label": "built area",
    "instance_id": "3",
    "mask_svg": "<svg viewBox=\"0 0 264 264\" xmlns=\"http://www.w3.org/2000/svg\"><path fill=\"white\" fill-rule=\"evenodd\" d=\"M194 1L195 0H181V6H180L179 12L177 13V16H176V20H175V24H174L172 34H171L170 39L167 43V46H166V48L162 54L158 71H157V73L153 79L151 91H150V94H149L148 99L146 101L144 111H143V114L141 117V121L139 123L138 130H137L136 135L132 141V144H131V147H130V150H129V153H128V156L126 159V163H125V166L123 168L121 178H120L118 187L116 189V192H115V195H114V198L112 201V206L110 208V211L107 214V217L104 220V223H103L101 231H100L98 243L96 244V246L93 249V252L91 254V257L89 259L88 264H96V262H97V258H98V254L100 251L101 244H102L104 238L106 237V234H107L108 229L110 227L111 216H112L114 207L118 201L119 194L121 193V189L125 184V179L129 174L130 167H131L133 160L137 154L138 148H139L140 143H141L142 135H143L145 128H146V125H147V123H148V121H149V119H150V117H151V115H152V113L156 107L157 101L159 100L160 95L162 93L166 77H167L168 72L171 68L180 37L183 33L186 22L189 18V14H190V11L193 7ZM235 29L238 30V28H236V27H235ZM249 70L252 73L254 72V68L250 64H249Z\"/></svg>",
    "mask_w": 264,
    "mask_h": 264
}]
</instances>
